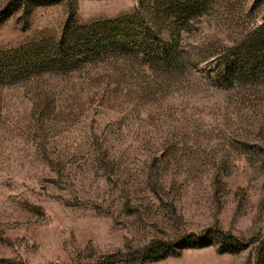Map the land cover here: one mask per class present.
Returning <instances> with one entry per match:
<instances>
[{
	"label": "rangeland",
	"instance_id": "rangeland-1",
	"mask_svg": "<svg viewBox=\"0 0 264 264\" xmlns=\"http://www.w3.org/2000/svg\"><path fill=\"white\" fill-rule=\"evenodd\" d=\"M0 261L264 264V0H0Z\"/></svg>",
	"mask_w": 264,
	"mask_h": 264
},
{
	"label": "trees",
	"instance_id": "trees-1",
	"mask_svg": "<svg viewBox=\"0 0 264 264\" xmlns=\"http://www.w3.org/2000/svg\"><path fill=\"white\" fill-rule=\"evenodd\" d=\"M0 264H8L6 261H0Z\"/></svg>",
	"mask_w": 264,
	"mask_h": 264
}]
</instances>
